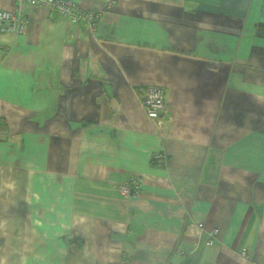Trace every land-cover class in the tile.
<instances>
[{"label": "crops", "instance_id": "crops-1", "mask_svg": "<svg viewBox=\"0 0 264 264\" xmlns=\"http://www.w3.org/2000/svg\"><path fill=\"white\" fill-rule=\"evenodd\" d=\"M71 1L0 31V264H264V0Z\"/></svg>", "mask_w": 264, "mask_h": 264}, {"label": "built area", "instance_id": "built-area-1", "mask_svg": "<svg viewBox=\"0 0 264 264\" xmlns=\"http://www.w3.org/2000/svg\"><path fill=\"white\" fill-rule=\"evenodd\" d=\"M17 3V9L14 12L0 11V31L14 33L21 35L26 30L27 20L22 18L20 11L24 5L31 6L33 8H46L57 12L59 15L65 17L70 23H84L87 29L94 30L95 21L99 16L97 11H83L76 3L71 0H15ZM113 0L109 4H112ZM165 91L163 87L156 85H149L146 87L143 97L141 99V107L143 108L146 116L155 120L157 124H160V116L165 110ZM5 138V130L2 127L0 120V140ZM153 160L160 162L161 155H155ZM141 184L136 179H129L120 184L117 188L119 196L128 198L135 196L140 192ZM202 228V224L199 225ZM218 230L211 229L209 236L212 239L216 236ZM212 241L209 240L208 244L211 245ZM244 255V253H242Z\"/></svg>", "mask_w": 264, "mask_h": 264}]
</instances>
